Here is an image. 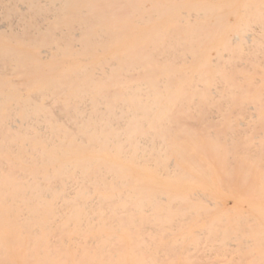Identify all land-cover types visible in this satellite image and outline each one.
I'll return each mask as SVG.
<instances>
[{
    "label": "bare ground",
    "instance_id": "obj_1",
    "mask_svg": "<svg viewBox=\"0 0 264 264\" xmlns=\"http://www.w3.org/2000/svg\"><path fill=\"white\" fill-rule=\"evenodd\" d=\"M17 1L0 261L264 264V0Z\"/></svg>",
    "mask_w": 264,
    "mask_h": 264
},
{
    "label": "rangeland",
    "instance_id": "obj_2",
    "mask_svg": "<svg viewBox=\"0 0 264 264\" xmlns=\"http://www.w3.org/2000/svg\"><path fill=\"white\" fill-rule=\"evenodd\" d=\"M40 2H41L42 5H46V4L49 3L48 0H40ZM16 5H17V7H18L19 10L20 9L23 10V9L27 8V4H26L25 0H18L16 2ZM2 12H3V10L0 7V14H1L0 15V27H2V28H0V31H7L9 29H12V28H15V27L18 26V20H17V18H15L13 16H9L5 20V19H3ZM55 13H56V11L49 12L48 15H49V17H52V16H54ZM230 19L229 20H230L231 23H234L235 22L234 17H230ZM53 20L54 19H50V18H49V20H46L45 19V20L42 21V24H46L48 22H53ZM12 22H13V25H12ZM1 24H2V26H1ZM243 68H245V67H243ZM243 68H240V70H241L240 72H241V75L244 76V77H246V78L247 77H254V78H257V79L258 78L259 79L264 78V76H262V75H259V74L256 75L254 70L253 71L250 70V71H247V72L245 70L243 72L242 71ZM261 70L264 72V69L261 68ZM15 78L17 79V77H15ZM61 100H64V96H61ZM228 205H230L229 207H232L234 205L233 200H229L228 201ZM202 247L204 248V247H207V246L206 245L205 246L203 245ZM67 252L74 253L75 251L68 250ZM229 252L225 256H220L218 253L215 252V256L213 254V258L208 259V261L207 260L206 261L201 260L200 262L201 263H207V262L208 263H211L212 262L211 264H221V263L222 264H245V263L249 264V263H251L248 260H242L241 259L242 260L241 261L240 260V258H241L240 256L243 257L242 254H239V253H237V252H235L233 250L232 251H229ZM8 253L13 254L12 251H9ZM19 253H26V251L25 250H21V251H19ZM213 260L214 261L216 260V261L214 262ZM224 261H225V263H224ZM126 262H124V260L122 258L121 259H118V260H111V261L110 260H102V259L88 261L85 258H79V257H74V256L65 257V258H59V259L58 258H51V261H49V258L45 259L43 257H39V258H36V259L30 261V259H26V258H24V257H22L20 255H16V256L14 255V256H11L10 258H7V260H4L2 262L0 261V264H128Z\"/></svg>",
    "mask_w": 264,
    "mask_h": 264
}]
</instances>
